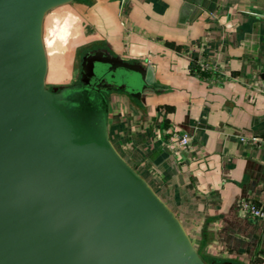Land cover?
Returning a JSON list of instances; mask_svg holds the SVG:
<instances>
[{
  "label": "crops",
  "instance_id": "obj_1",
  "mask_svg": "<svg viewBox=\"0 0 264 264\" xmlns=\"http://www.w3.org/2000/svg\"><path fill=\"white\" fill-rule=\"evenodd\" d=\"M44 43L52 89L91 48L153 68L143 98L107 94L114 145L208 263L264 264V219L241 207L264 205V0H74L47 14Z\"/></svg>",
  "mask_w": 264,
  "mask_h": 264
},
{
  "label": "water",
  "instance_id": "obj_2",
  "mask_svg": "<svg viewBox=\"0 0 264 264\" xmlns=\"http://www.w3.org/2000/svg\"><path fill=\"white\" fill-rule=\"evenodd\" d=\"M74 0H0V264H210L114 145L107 94L143 98L151 66L87 50L46 84L47 14Z\"/></svg>",
  "mask_w": 264,
  "mask_h": 264
},
{
  "label": "built area",
  "instance_id": "obj_3",
  "mask_svg": "<svg viewBox=\"0 0 264 264\" xmlns=\"http://www.w3.org/2000/svg\"><path fill=\"white\" fill-rule=\"evenodd\" d=\"M243 139L245 137H242ZM256 138V137H253ZM191 141V136L188 133H183L179 137V143L183 147L189 146ZM241 207L251 213L253 216L260 217L264 219V205L257 203L255 201H250V200H242L241 201Z\"/></svg>",
  "mask_w": 264,
  "mask_h": 264
},
{
  "label": "rangeland",
  "instance_id": "obj_4",
  "mask_svg": "<svg viewBox=\"0 0 264 264\" xmlns=\"http://www.w3.org/2000/svg\"><path fill=\"white\" fill-rule=\"evenodd\" d=\"M79 68H80V70H81V66H80V63H79ZM79 81V80H78ZM52 89V88H51ZM55 89V88H54Z\"/></svg>",
  "mask_w": 264,
  "mask_h": 264
}]
</instances>
